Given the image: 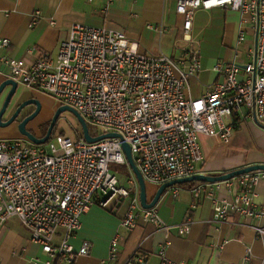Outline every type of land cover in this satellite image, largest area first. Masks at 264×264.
I'll list each match as a JSON object with an SVG mask.
<instances>
[{
    "label": "built area",
    "instance_id": "obj_1",
    "mask_svg": "<svg viewBox=\"0 0 264 264\" xmlns=\"http://www.w3.org/2000/svg\"><path fill=\"white\" fill-rule=\"evenodd\" d=\"M113 1L106 0L107 6ZM174 1L175 12L183 17L185 43L177 59L142 54L138 44L120 31L74 25L54 59L41 56L31 65L16 59L1 60L9 69L7 78L18 86L52 97L60 106L77 111L87 126L98 128L100 133L90 134L92 137L107 133L121 137L88 143L80 131V137L59 134L42 145L0 140V229L16 218L29 231L30 241L46 255L45 261L35 259L34 264H72L76 257L88 255V241H83L79 250L69 243L81 229V216L95 204L108 208L119 199L129 201L122 228L131 232L141 221L163 232L160 264H189L170 261L166 248L171 232L185 236L190 224L169 226L155 207L141 208L137 181L122 144H128L146 186L159 187L199 173L204 161L200 137L229 145L237 122L250 119L264 124V0ZM214 8L239 13L234 55L231 61L215 66L222 81L203 96L192 98L189 79L201 71L200 49L191 36L193 21L197 11ZM38 18L36 12L30 27ZM246 24L252 25L254 47L246 48V61L241 65L238 47L245 42ZM8 44L6 39L0 41V47ZM109 163L128 166L127 183L137 192L131 194L130 188L120 184ZM261 180L264 171L223 182L239 192L229 202H214L211 222L225 221L232 215L246 221L263 220L264 207L253 202L254 187ZM205 185L191 190L192 209ZM169 190L177 196L180 187ZM247 226L264 249V224ZM59 230L62 238L56 243ZM118 253V237L114 236L107 257L99 264H145L143 258L115 263Z\"/></svg>",
    "mask_w": 264,
    "mask_h": 264
},
{
    "label": "crops",
    "instance_id": "obj_2",
    "mask_svg": "<svg viewBox=\"0 0 264 264\" xmlns=\"http://www.w3.org/2000/svg\"><path fill=\"white\" fill-rule=\"evenodd\" d=\"M36 12L39 18L30 27ZM182 23L183 17L175 12L174 0H114L108 6L106 0H0V41H9L8 46L0 47V85L9 73L1 60L16 59L31 65L41 56L54 59L59 44L74 25L120 31L138 44L142 54L177 59L185 45ZM244 26L245 42L240 45L243 46L241 51L238 47L241 65L246 61V48L254 47L252 25ZM238 27L239 13L229 8L196 12L191 36L200 49L201 71L189 79L190 97L199 98L222 81L215 66L233 59ZM9 89L2 91L0 107ZM24 90L19 89L13 98L10 112L23 99L35 98L34 91ZM15 127L0 132V140H25ZM40 127L30 126L28 130L39 132ZM78 130H73L72 137L79 136ZM61 133L68 136L64 131ZM199 142L204 156L199 173L218 175L252 164H264V128L250 119L237 122L229 145L206 137H200ZM146 187L147 200L151 201L158 187ZM193 188L181 186L177 196L168 189L155 206L166 225L190 224L185 236L177 235L175 230L171 232L166 257L189 264H262L263 245L247 225L264 224V219L246 221L232 215L225 221L211 222L214 202L231 201L239 189H230L225 183L206 184L196 208L192 209ZM253 191V202L264 207V181H259ZM209 192L212 196H208ZM128 207V199H119L108 208L95 204L81 216V229L69 243L79 250L82 242L88 241L91 248L88 255L76 257L72 264H99L107 257L114 236L118 237L119 250L115 263L143 258L145 264H160L158 253L164 242L163 232L141 221L131 232L126 231L121 227V220ZM61 238L59 230L55 242ZM35 259L45 261L46 255L39 245L30 241L29 231L7 222L0 229V264H34Z\"/></svg>",
    "mask_w": 264,
    "mask_h": 264
},
{
    "label": "water",
    "instance_id": "obj_3",
    "mask_svg": "<svg viewBox=\"0 0 264 264\" xmlns=\"http://www.w3.org/2000/svg\"><path fill=\"white\" fill-rule=\"evenodd\" d=\"M6 87H10V89H9V91H8L4 101L2 103V106L0 108V127H6V126L10 125L26 107L33 106L34 110L31 113H29V112L26 113L24 118L22 119V121L19 122L18 132H19L20 136H22V138H24L26 141H28L34 145H42L48 141V139L51 137V134L53 132V129L55 127V124H56L59 116L64 112H68L75 117V119L77 120V123L79 124L80 130H81V136L88 143L98 142V141L105 139V138H121L116 133H107V134L98 135L96 137H92L89 133V129H88V126H87L85 120L81 117V115L77 111H75L74 109H72L71 107H68V106H60L57 109L53 119L49 123V126L46 130L45 135H43L40 138L35 137L29 132L27 125L31 120H33L38 115V113L40 111V103L35 98H32V97L27 98V99H23L14 108V113H13L12 117L6 122H2L1 121L2 115L10 106L13 98L18 95L17 83L15 81H13L12 79H9V78H7L0 85V95H1L2 91L4 90V88H6ZM122 150H123V153L125 155L127 164H128L132 174L134 175V177L137 181L138 198H139L140 206L142 209H145V210L154 208L156 206V204L158 203L159 199L161 198V196L163 195V193L165 191H167L168 189L174 187V186H179V185L193 183V182L204 183V184H218V183H223V182L229 181L235 177H239V176L244 175V174L253 173V172H257V171H264V164H252V165H248V166H245V167H242V168H239V169L227 172V173L218 174V175H208V174L198 173V174H195V175L190 176V177L172 180V181H169V182H166V183L160 185L157 188V190H156L153 198L151 199V201H148L147 200L146 184H145L141 174L139 173L136 165L134 164V161L132 159L130 148H129L128 144L123 143L122 144Z\"/></svg>",
    "mask_w": 264,
    "mask_h": 264
},
{
    "label": "rangeland",
    "instance_id": "obj_4",
    "mask_svg": "<svg viewBox=\"0 0 264 264\" xmlns=\"http://www.w3.org/2000/svg\"><path fill=\"white\" fill-rule=\"evenodd\" d=\"M242 48H243V46H240L239 50L241 51ZM241 60L243 61V57L241 58ZM19 89L24 90V88L22 86H18V91H19ZM34 92H35L34 93L35 99L40 103V111H39L38 115L28 123L27 128H29V129H30V126H37V125L40 126L42 124H47V123L49 124L51 122V120L53 119L57 109L60 107L59 103L57 101H55L52 97L47 96V95L40 93V92H36V91H34ZM25 93H27V92L25 91ZM23 97H27V96H23ZM30 110H31V106L26 107L10 125H8L6 127H0V132L8 131L11 129L12 126H16L15 129L18 131L19 122L22 121V119L24 118V116L26 114L25 112L30 111ZM10 111L11 110L8 107V109L4 112V114L1 117L2 122H6L12 117L14 111H12V112H10ZM260 126L262 128H264V124H260ZM88 127L90 129V132L96 133V134L100 133V130L98 128L93 127L91 125H88ZM76 129H79V124L77 123V120L75 119V117L68 112H64L59 116V118L55 124V127L53 129V132L51 134V137H53L55 135L62 134L61 131H64L68 134V136L70 138H73L72 133L74 132L73 130H76ZM11 140H13V139H11ZM20 141L25 142V144H29V142L26 140L20 139ZM108 166H109V169L113 173H115L120 184L127 187V188H130L131 194L137 192V188L131 187L127 183L128 178L130 177L128 166L120 165V164H116V163H109ZM9 221L13 222L17 226H21L22 228H24L16 218H11L7 222H9Z\"/></svg>",
    "mask_w": 264,
    "mask_h": 264
},
{
    "label": "flooded vegetation",
    "instance_id": "obj_5",
    "mask_svg": "<svg viewBox=\"0 0 264 264\" xmlns=\"http://www.w3.org/2000/svg\"><path fill=\"white\" fill-rule=\"evenodd\" d=\"M33 110H34V107L31 106V110L28 111V112L31 113ZM48 126H49L48 123H47V124H43V125H41V127L39 128V132H36V131H34V130H29V132H30L33 136L40 138V137H42L43 135H45Z\"/></svg>",
    "mask_w": 264,
    "mask_h": 264
},
{
    "label": "trees",
    "instance_id": "obj_6",
    "mask_svg": "<svg viewBox=\"0 0 264 264\" xmlns=\"http://www.w3.org/2000/svg\"><path fill=\"white\" fill-rule=\"evenodd\" d=\"M88 129H89V127H88ZM79 133H80V127H79ZM89 132H90V129H89ZM90 134L91 135H96L95 133H92V132H90ZM78 137H80V135L78 136ZM200 184H204V183H198V182H193V183H188V184H183V185H179V187H181V186H192V187H195V186H197V185H200ZM56 264H59V263H56Z\"/></svg>",
    "mask_w": 264,
    "mask_h": 264
}]
</instances>
